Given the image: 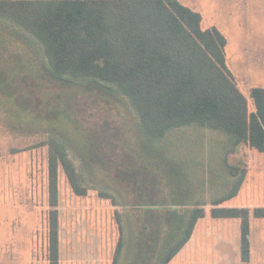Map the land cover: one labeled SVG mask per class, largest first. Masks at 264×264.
Returning <instances> with one entry per match:
<instances>
[{
    "label": "rangeland",
    "instance_id": "1",
    "mask_svg": "<svg viewBox=\"0 0 264 264\" xmlns=\"http://www.w3.org/2000/svg\"><path fill=\"white\" fill-rule=\"evenodd\" d=\"M177 1L201 15L203 30L216 28L225 36L228 68L238 75V88L251 103L245 76L251 52L264 51V0ZM4 25L0 27L13 28ZM36 43L13 32L0 37V264L48 263V160L53 141L71 147L77 143V136L85 143L90 138L95 155L107 166L105 174L110 170L114 175L115 167L128 162L127 153L136 154L135 149L133 154L126 147L120 152L118 146L116 151L117 145L110 143L112 139H133L130 121L136 114L129 99L115 87L93 86L87 80L72 79L70 85H55L49 70L39 64L44 51ZM24 46L33 48L28 51ZM168 137L163 146L152 144L147 148L156 160L146 159V152L140 149L137 154L145 156L143 164L134 161L121 170L134 181L133 188L139 190L129 209L115 207V211L112 202L100 200L97 190H90L86 197L75 195L67 177L60 172L58 210L64 257L81 256L85 240H93L96 247L103 240L99 232L106 237L108 229L112 252L111 245L106 243L108 254L105 252L104 256H114L120 239L117 212H127L135 219L141 216L143 231L153 242L149 222L156 221L159 232L166 230L168 223L169 231L175 235L195 207L216 203L221 207H246L245 178L233 195L245 170L240 169L239 176L234 177L233 168L238 160L246 161L248 153L250 160L264 153L237 147L231 138L204 127L181 128ZM149 163L150 168L145 167ZM106 214H111L109 227L102 219ZM206 216L191 237V244L189 240L188 248L164 264H190L200 256L206 264H236L240 254L238 247L235 250V241L239 243L240 231L237 234L233 226L236 224L240 230V220ZM252 221L257 230L254 241L260 247L256 246L254 256H264V219ZM223 222L232 223L228 231L226 227L220 229ZM228 235L231 243L224 240ZM133 239L134 236L127 235L128 253L132 244L127 240ZM217 241L221 244L215 248ZM160 249L159 240L153 249H144V257H151L148 263L159 264ZM65 262L71 264L69 260Z\"/></svg>",
    "mask_w": 264,
    "mask_h": 264
},
{
    "label": "trees",
    "instance_id": "2",
    "mask_svg": "<svg viewBox=\"0 0 264 264\" xmlns=\"http://www.w3.org/2000/svg\"><path fill=\"white\" fill-rule=\"evenodd\" d=\"M201 23L200 14L177 0H0V26H13L10 30L6 25L7 29L0 27V37L13 32L36 40L44 51L39 64L49 70L55 85H70L72 79L87 80L106 89L107 84L129 99L136 114L130 121L133 139L110 140L112 146L117 145L116 151L120 147L123 152L126 147L134 154L136 150L135 155H124L128 162L115 167L114 175L110 170L105 174L107 166L95 155L90 138L85 143L77 136V143L71 147L55 141L50 145L49 264H60V172L75 195L83 197L97 190L114 206L129 209L139 190L121 170L134 161L143 164L145 156L137 154L140 149L146 152V159L156 160L147 150L149 145L163 146L170 133L178 129L208 128L231 138L237 147L246 145L264 153V89H252L248 103L228 68L227 39L216 28L203 30ZM24 47L28 51L33 48ZM148 165L145 167L150 168ZM233 169L234 177L239 176L242 168ZM244 178H239L234 196ZM213 206L214 219L240 220L241 259L248 263L251 218L264 219V208H227L220 203ZM193 209L175 235L168 223L166 230L159 232L157 222H149L153 242L143 231L141 216L135 219L127 212L117 213L120 239L115 262L126 249L128 234L134 236L133 241L127 240L132 244L130 253L143 264H153L148 263L151 257H144V249H153L156 240L161 248L159 264L170 261L205 217L204 206Z\"/></svg>",
    "mask_w": 264,
    "mask_h": 264
},
{
    "label": "crops",
    "instance_id": "3",
    "mask_svg": "<svg viewBox=\"0 0 264 264\" xmlns=\"http://www.w3.org/2000/svg\"><path fill=\"white\" fill-rule=\"evenodd\" d=\"M253 51L248 56V61H247L248 67H247L246 76H245V82L247 84L246 88H248V89L250 88L249 89L250 92L252 89H257V88L258 89H264V51H261L259 49H257V50L254 49ZM231 73L234 76V79L236 78L235 76H238L233 71H231ZM239 78L242 79V77H240V76H239ZM239 147H241V146H239ZM242 147H244L245 150H251V148L246 146V145H242ZM250 158H251V156L248 153V155L246 157V161L240 159V160H238V163L235 166V167L242 168L245 170L244 176H245V182L247 184V190H248V192H247L248 202L245 204L246 207L242 206V207H232V208H248L251 210H253L255 208H264V156H259L258 158L253 157L251 160H250ZM248 159L250 161H248ZM260 193L262 195L261 197H260ZM86 196H83V197H86ZM100 197H101L100 200H102V201L106 200L108 202H111L110 200L103 198L101 195H100ZM102 204H103V202H102ZM103 206H104V204H103ZM115 207L116 208H118V207L114 206L115 211H118ZM209 207H211V210L214 208V206L212 204L206 205L204 207L205 211H206L205 217L201 220H205L207 217L206 215H208V214L211 215V210H208V209H210ZM227 208H230V207H227ZM117 213H119V212H117ZM110 218H111V214L110 215L106 214V218H105V215H103L102 219L105 221L106 226L109 225ZM252 219H255V218H251V232H250L251 256H250V260L248 263H244L241 259V229L239 230V227L236 226V224H234V226H233V228H236L235 230H236L237 234L240 231V235H239L240 241H239V243H237V240L235 241V243H236L235 250H238V248H239V254H240V258L235 259L236 264H264V256L263 255L259 256V257L254 256V249L256 248V246L257 247H259V246L257 243H255V241H256L255 235H256L257 230H255V228H254V221H252ZM256 220H258V219H256ZM104 221H103V223H104ZM200 221L197 223L192 236L195 235ZM231 224H232L231 222H226V224L224 223L220 226V229L221 228L224 229L226 227L225 230L228 231L229 230L228 225H231ZM60 232H61V223H60ZM99 234L101 236L100 238L103 239V240H101L100 244H98L95 247L92 244L93 240H85V242H86V244L84 243L85 249L84 248L81 249L83 251V253L81 252L82 253L81 256H71V257H64L62 254V244H61L62 241H61V234H60V260H59V263L60 264H66L65 261L69 260L71 262V264H79V263L83 264V262H85V264H143V261L141 259H138L136 256H133V254L130 252L128 253L125 248H123L121 250V255L117 258L116 262H115V254H114V256H112V254H111V256L108 255L107 258H105L104 253L107 250V248L105 247V244L109 243V245H111V252H112V242L113 241L109 236V229H108V233H107L106 237H105L104 233H102V231L99 232ZM253 234H254V236H253L254 239H252ZM230 237H231V235L230 236L228 235V238L225 237L224 240H228V242L231 243L229 241ZM191 239H193V238H191ZM224 240H222L221 243H223ZM80 242L83 243V241H80ZM191 242H192V240H190V244H191ZM221 243L219 241H217L215 243V248L218 247ZM190 244L188 242L187 245H185L182 248V250L185 251ZM84 246L81 245V247H84ZM117 246H118V243H117ZM117 246L115 247L114 253L116 252ZM92 254H93V256H92ZM106 254H108V253L106 252ZM99 255H101V256H99ZM94 256H95V258H93ZM47 262H48L47 264H49V261H47ZM190 264H206V263L204 261V258L202 256H200L198 259H196L193 263H190Z\"/></svg>",
    "mask_w": 264,
    "mask_h": 264
}]
</instances>
